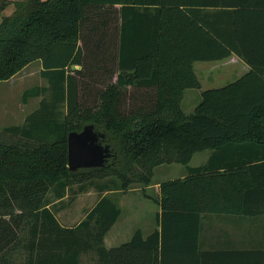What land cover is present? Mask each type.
I'll use <instances>...</instances> for the list:
<instances>
[{
  "label": "trees",
  "instance_id": "obj_1",
  "mask_svg": "<svg viewBox=\"0 0 264 264\" xmlns=\"http://www.w3.org/2000/svg\"><path fill=\"white\" fill-rule=\"evenodd\" d=\"M11 4L14 12L0 24V83L41 61V76L54 102H65L66 117L56 121L42 102L26 126L0 132V264H81L92 252L98 264H264V251H205L201 244L208 216L264 215V0ZM9 5L0 0V12ZM232 55L250 72L203 91L187 116L185 91L201 87L194 63ZM92 58L107 82L99 103L88 105L82 92ZM115 71L111 84L108 73ZM128 87L153 90L151 104L124 110ZM42 92L27 90L23 100ZM89 124L111 157L103 167L70 171L68 136ZM205 151H212L207 164L191 167ZM164 164L185 166L187 176L160 184L158 229L147 237L137 230L129 242L106 247L122 214L109 196L75 228H63L51 208L48 195L62 199L74 182L111 177L127 189L144 170L151 176Z\"/></svg>",
  "mask_w": 264,
  "mask_h": 264
},
{
  "label": "rangeland",
  "instance_id": "obj_2",
  "mask_svg": "<svg viewBox=\"0 0 264 264\" xmlns=\"http://www.w3.org/2000/svg\"><path fill=\"white\" fill-rule=\"evenodd\" d=\"M13 10L14 6L0 13V23L2 17L10 16V14L14 12ZM97 36H99V33L94 37ZM98 62L99 61L96 58H92V60L88 59L87 63L89 68H87L84 73V78L86 80L84 83H86L87 88L83 89L84 93L81 92L84 101L88 102V105L99 103V94L101 90L104 89L97 83L98 78L96 74L98 73V67L94 65ZM223 62L224 61L199 62L196 64V70L201 67L200 65L213 67L214 71H212L213 74L211 75L213 79L206 83L202 80V90L192 89L191 91H188L187 96L181 105L185 114L190 115L194 113L203 91L209 90V88H212L213 86L217 88L232 82L233 79H230L231 75L228 72L224 73L225 63ZM199 69L204 72L203 68ZM88 80H93L95 82L90 83ZM35 82L36 78H27L25 81H22V79L17 80L14 85L0 84V132H2L7 125H12L14 123L19 124V126H26L29 117L28 115H30L34 108L39 110L42 101L48 103L52 107L49 108H51L50 111L56 121L63 122L66 117L65 102H54L53 92L50 87L44 89V92L37 96L38 99H43L40 104L38 103L39 100L34 97L29 98L27 102L23 100L25 91L35 87ZM84 83H82V86ZM126 93L127 94L122 101V108L126 111L133 107L145 106L148 105V103L151 104L152 102L153 90L128 87ZM207 153L208 151L196 154L189 165L191 167H196L204 164ZM186 176L187 170L185 166L180 164H164L154 168L151 176L146 170H144L141 175L139 174L133 179V182L127 189H122L121 182L111 177H106L102 180H86L88 182L82 183L74 182V184L66 191V195L68 193L67 199L62 202H57L51 208L61 224H74L78 219H83L104 194L101 191H98L96 187L102 186L110 189H114L115 187L119 190L115 191L116 193H109L108 195L123 211L119 226L126 227L130 222L137 227L135 229H142L149 234V230L157 227V215L161 210L156 202L158 199L156 189L165 181L185 178ZM147 179L150 180L149 183L146 182ZM110 182L112 184L114 183L113 186ZM48 199L54 201L58 200L55 199L54 193L49 194ZM135 205H138V207H136L138 213H133L132 209ZM239 222L238 227L245 232L243 237L245 248H249L253 244L252 241L255 240V237L253 238L252 234L254 228H259V241H264V215L255 217V219L246 218ZM230 224L233 225L234 223ZM228 225V221L219 216L207 217L204 224V238L207 242L205 247L210 248L213 240H220L221 232L224 229H227ZM81 264H98L95 254L92 252L82 256Z\"/></svg>",
  "mask_w": 264,
  "mask_h": 264
},
{
  "label": "crops",
  "instance_id": "obj_3",
  "mask_svg": "<svg viewBox=\"0 0 264 264\" xmlns=\"http://www.w3.org/2000/svg\"><path fill=\"white\" fill-rule=\"evenodd\" d=\"M6 1L10 3V5L6 8V9H9V8L14 6L11 3H13L17 0H6ZM14 10H15V8H14ZM0 13H2V12H0ZM4 17H8V16H3L2 19ZM1 22H2V20H1ZM222 61H224L223 63H225V69H224L225 72L224 73L228 72L231 75L230 79H233L232 82H230L229 84L234 83L235 81L241 79L242 77H244L246 74H248L250 72V67L248 65H246L242 60H240L236 55H232L231 57L224 59ZM197 63H199V62L194 63V71H195V74H196V76L200 82V85H201L200 89L202 90L203 87H202L201 81L203 80V81H205V83L207 81H211L213 79V77L211 76L213 74L212 71H214V70H213V67H208L206 65H200L201 67H199V68H203L204 72L200 71L199 68H197V70H196V64ZM77 69H79V67L73 68V70H77ZM42 70H43L42 62L36 61V62H33L30 65H28L26 68H24L21 72H19L16 76H14L9 81H6V82L0 83V84H12V85H14L15 82L19 79H22V81H25V80H27V78L28 79L36 78V82H35L36 86L33 87L32 89H34V88L46 89L47 87H50V83L47 79H45L41 76ZM103 75H105L103 71H98V73L96 74V76L98 77L97 83L99 84L100 87H102L103 82H107L106 78ZM118 75H119V72H116V71H115V73H112V74L108 73L109 78L107 80H109V82L111 84H115L118 80ZM226 81H227V79H226ZM229 84H225V86H227ZM209 86H210V84H209ZM225 86H221V87H217V88L215 86H213L212 88H209V89H218V88H223ZM191 90L192 89H187L185 91L182 102L185 100L188 91H191ZM202 93H201V98H200L199 104H200L201 99H202ZM34 98L39 100L38 101L39 104L43 100L42 98L38 99V97H34ZM182 102H181V105H182ZM36 111H37V108H34L32 110V112L30 113V115ZM30 115H28V116H30ZM190 115H192V114H190ZM187 116H189V115H187ZM9 127H19V124L14 123L12 125H7L6 127H4V129L9 128ZM211 155H212V151H208L204 164H202L200 166H196V167H201V166H204L205 164H207ZM159 188H160V186H158V188L156 189L157 194H158V199L160 197ZM96 189L98 191H101L102 193H104L100 197V199L96 202V204L104 196H109L108 195L109 193H116L115 191L103 190L104 188H102V186H98V187H96ZM67 197H68V193L62 199L54 201V205L57 202L64 201L65 199H67ZM136 207H138V205L133 206V209H132L133 213H138V209ZM121 211H122V209H121ZM122 213H123V211H122ZM158 213H161V210ZM121 216H122V214H121ZM121 216H120L119 220L116 222V224L111 228V230L108 232V234L105 237L104 242H105L106 247L109 249L119 247L120 245L129 242L137 230H141L143 232L144 236L147 237L150 234H152L156 229H158V227H155L154 229L149 230V234H147L142 229H135L137 227L132 225L130 222L126 225V227L119 226ZM134 216H136V215H134ZM220 217L224 218L228 221V223H229L228 228L224 229L221 232L220 240H213V242L211 243V247L206 248L205 246L207 245V242L204 238V226H203L202 235H201V244H202L203 250H205V251L222 250V251H227V252H237V251H245V250H251L253 252L264 251V243H262L264 241H259L260 240L259 239V236H260L259 228L258 229L254 228V230L252 232L253 238L255 237V240L252 241L253 244L249 248H245V243H244V239H243L245 232L240 227H238V224L240 223L239 221H242L246 218L232 217V216H220ZM84 218L78 219L74 224H61V223L60 224L62 225L63 228H75L84 220ZM206 219H207V217L205 218V221H206ZM205 221H204V224H205ZM230 223H234V224L232 225ZM240 230H242V231H240ZM95 256L97 259L96 254H95Z\"/></svg>",
  "mask_w": 264,
  "mask_h": 264
},
{
  "label": "water",
  "instance_id": "obj_4",
  "mask_svg": "<svg viewBox=\"0 0 264 264\" xmlns=\"http://www.w3.org/2000/svg\"><path fill=\"white\" fill-rule=\"evenodd\" d=\"M75 68V67H73ZM94 125H86L80 132L68 136V167L70 171L103 167L111 157L110 148L104 146Z\"/></svg>",
  "mask_w": 264,
  "mask_h": 264
}]
</instances>
